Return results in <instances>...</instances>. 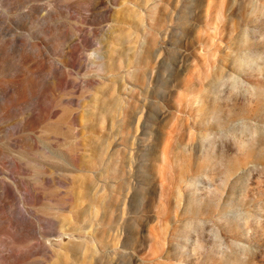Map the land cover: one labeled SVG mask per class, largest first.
Instances as JSON below:
<instances>
[{"label":"rangeland","instance_id":"374dc122","mask_svg":"<svg viewBox=\"0 0 264 264\" xmlns=\"http://www.w3.org/2000/svg\"><path fill=\"white\" fill-rule=\"evenodd\" d=\"M0 264H264V0H0Z\"/></svg>","mask_w":264,"mask_h":264}]
</instances>
